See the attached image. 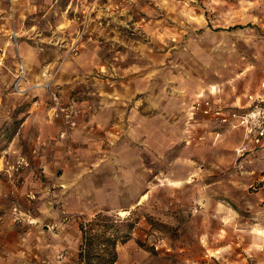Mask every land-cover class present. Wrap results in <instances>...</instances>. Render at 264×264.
<instances>
[{
  "label": "rangeland",
  "instance_id": "374dc122",
  "mask_svg": "<svg viewBox=\"0 0 264 264\" xmlns=\"http://www.w3.org/2000/svg\"><path fill=\"white\" fill-rule=\"evenodd\" d=\"M35 5L0 72V227L30 229L26 264H77L96 214L133 242L117 264H264V158L238 167L243 132L191 108L264 78V0Z\"/></svg>",
  "mask_w": 264,
  "mask_h": 264
},
{
  "label": "crops",
  "instance_id": "0c3cea01",
  "mask_svg": "<svg viewBox=\"0 0 264 264\" xmlns=\"http://www.w3.org/2000/svg\"><path fill=\"white\" fill-rule=\"evenodd\" d=\"M36 8L37 5H35V0H0V72L6 65H9L7 64V59H4L3 62V57L7 58V56H10L12 60L15 59L16 63L14 70H17L18 63L16 60V56L22 55V53L23 55H25V49L24 47H22L21 42H19V26L25 23L26 19L28 21L30 20L31 22L34 21L35 18L33 17V14H35ZM26 29L28 31L31 30V28L29 27H27ZM26 34L31 36V33ZM12 60L10 61L14 63V61ZM221 91L222 89L219 84H208L199 92H196L193 96H195L194 98L198 96H202L205 98L209 97L213 101H215V103L217 102V104L222 107H238L245 103V96L248 93H264V78L259 81L254 90L247 91L245 93H242L241 95L236 96L234 98V101H232L230 104H225L223 102L224 100L220 94ZM220 128L222 129V127ZM210 133L213 134V132ZM242 137L243 138L240 146L236 148L238 157H241L240 159L235 161L238 167L244 166V164L249 163L253 160H258V158H264V146L246 148L244 152H242L247 145L245 136L242 135ZM246 157H250L251 160L247 159ZM249 172L251 174L255 172L256 177H260L259 179H264V173H261V171H257L258 173H256V169L253 168L252 170H249ZM29 231L30 229L19 230L16 224H14L12 221L7 222L5 221V219L3 220L0 227V264H15L18 259L21 260V264L28 263L27 261L29 257V251L27 250V248H17L15 246L16 244L22 243V240H27ZM41 237L43 239L44 235H42ZM18 239L19 241L17 243ZM130 246L133 247V242L131 240H125L123 242H119L116 245L117 260L114 264H117L120 259L124 258V249ZM52 252V245L49 244L47 251L41 250L40 254L36 253L35 256L41 264H51L52 257L54 256ZM63 257V260L67 259L66 255H64ZM132 264L138 263L133 262Z\"/></svg>",
  "mask_w": 264,
  "mask_h": 264
},
{
  "label": "built area",
  "instance_id": "2783aa9c",
  "mask_svg": "<svg viewBox=\"0 0 264 264\" xmlns=\"http://www.w3.org/2000/svg\"><path fill=\"white\" fill-rule=\"evenodd\" d=\"M53 99L58 105L57 99ZM57 107L54 108L52 117L58 116L57 110L60 115L66 120L69 125H74L71 118L73 112L70 107ZM192 114L199 112L205 116L216 119L219 123L226 125L230 129L241 130L245 136L247 145L246 148H254L264 146V93H248L245 96V103L238 107H222L215 105L208 98L198 96L192 103ZM214 139L219 136V132H213Z\"/></svg>",
  "mask_w": 264,
  "mask_h": 264
},
{
  "label": "trees",
  "instance_id": "16d2710c",
  "mask_svg": "<svg viewBox=\"0 0 264 264\" xmlns=\"http://www.w3.org/2000/svg\"><path fill=\"white\" fill-rule=\"evenodd\" d=\"M105 217L96 214L86 224H79L82 239L77 254V264H114L116 262V245L120 239L115 235L114 225L105 223Z\"/></svg>",
  "mask_w": 264,
  "mask_h": 264
},
{
  "label": "bare ground",
  "instance_id": "6f19581e",
  "mask_svg": "<svg viewBox=\"0 0 264 264\" xmlns=\"http://www.w3.org/2000/svg\"><path fill=\"white\" fill-rule=\"evenodd\" d=\"M123 213V212H122Z\"/></svg>",
  "mask_w": 264,
  "mask_h": 264
}]
</instances>
